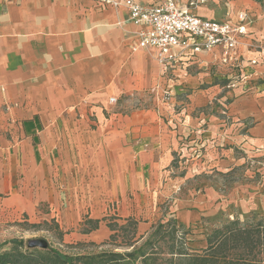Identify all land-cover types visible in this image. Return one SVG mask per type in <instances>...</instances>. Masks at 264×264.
<instances>
[{
    "label": "rangeland",
    "instance_id": "obj_1",
    "mask_svg": "<svg viewBox=\"0 0 264 264\" xmlns=\"http://www.w3.org/2000/svg\"><path fill=\"white\" fill-rule=\"evenodd\" d=\"M189 1L181 0L182 6ZM228 9L247 11L252 33L264 35V0H206L191 11L205 18L225 20ZM188 65L166 75L160 72L155 84L141 93L124 91L112 96L116 99L112 104L109 99L107 103H92L86 111L77 108V118L84 116L88 124L87 131L80 128L75 132L77 137L85 136L84 141L79 140L74 150H67L68 136L63 135L67 130L63 127L60 147L45 152L55 171L63 176L64 188L70 187L67 193L71 201L82 202L78 195H84L85 201H91L97 211L101 223L91 233L85 234L90 228L85 224L89 216L83 215L76 221L71 210L67 218H55L65 233L59 240L43 226L45 221L53 220L51 216L29 217L5 201L19 193L31 207V188L37 182L29 184L30 179H25L20 166H15L13 176L9 177L6 158L13 151L10 146L13 139L12 134L1 129L0 187H4V194L0 199V245L13 239L28 242L44 237L70 255L125 253L133 250L127 244L136 233L135 246L147 244L150 255L156 257L154 263L150 260L148 264H171L169 238L166 229L157 231L160 225L175 220L179 236L188 234L190 252H200L207 247L205 220L211 221L209 225L219 226L234 219L244 221L248 216H264V116L246 118V113L264 110V73L244 86L238 85L239 73L222 66L214 55H203L195 64ZM137 115L152 127L161 128L160 136L168 144L162 155H167L169 162L159 171L149 197L139 201L129 198L121 203L115 195L109 196L116 184L111 180L110 188L108 180L105 181L112 173L110 163L122 158L121 147L110 150L109 140L115 137L112 131H122L121 127L131 125L127 121ZM64 199L69 200L68 194ZM49 207L42 205L40 210L50 214ZM89 215L92 217L91 212ZM129 215L138 221L137 229L129 227ZM115 223L119 230L118 245L110 241L113 233L108 227ZM141 223L153 226L143 233ZM122 226L127 231H120ZM155 231L158 234L152 237ZM135 264L144 263L140 259Z\"/></svg>",
    "mask_w": 264,
    "mask_h": 264
},
{
    "label": "crops",
    "instance_id": "obj_2",
    "mask_svg": "<svg viewBox=\"0 0 264 264\" xmlns=\"http://www.w3.org/2000/svg\"><path fill=\"white\" fill-rule=\"evenodd\" d=\"M140 2L148 5L151 0ZM250 26L254 41L246 39V44L264 49L263 33L253 34ZM136 31L125 9L104 7L98 0H0V130L12 134L13 139V151L6 158L8 175L12 177L14 167L20 166L29 184L37 182L31 188V207L19 193L5 199L8 204L29 217L58 220L74 210L76 221L83 215L100 220L91 201H85L86 196L78 195L82 202L71 201L67 193L70 187L64 188L63 176L55 171L45 152L60 147L63 127L67 130L63 132L68 136L67 150L84 141L85 136L77 137L75 132L80 128L87 131L88 124L84 116L77 118V108L86 111L92 103H107L124 91L141 93L155 84L160 72L166 75L180 70L207 55L200 54L194 61L165 72L155 51L132 50ZM242 54L247 60H264L255 50L244 48ZM256 70L260 76L264 65ZM260 114L264 116V110L246 113V118ZM127 122L131 125L123 129L124 125L122 131H112L115 137L109 140V148L113 151L121 147L122 158L110 163L112 173L105 179L110 188L111 180L116 184L109 196L115 195L121 203L149 197L159 171L169 162V157L162 155L168 144L160 136L161 128L152 127L138 115ZM3 194L4 187H0V199ZM67 194L71 203L64 199ZM98 196L102 197V189ZM42 205H50V214L41 212ZM152 226L141 223L140 230L146 233Z\"/></svg>",
    "mask_w": 264,
    "mask_h": 264
},
{
    "label": "built area",
    "instance_id": "obj_3",
    "mask_svg": "<svg viewBox=\"0 0 264 264\" xmlns=\"http://www.w3.org/2000/svg\"><path fill=\"white\" fill-rule=\"evenodd\" d=\"M98 1L104 7L127 11L130 23L137 28L132 50L155 51L165 72L194 61L200 54H212L223 66L239 73L238 85L247 86L259 78L256 68L264 65V60H247L242 54L246 48L264 57L262 47L246 44V39H251L247 11L228 9L225 20H214L191 11L206 0H191L185 6L181 0H151L148 5L140 0Z\"/></svg>",
    "mask_w": 264,
    "mask_h": 264
},
{
    "label": "trees",
    "instance_id": "obj_4",
    "mask_svg": "<svg viewBox=\"0 0 264 264\" xmlns=\"http://www.w3.org/2000/svg\"><path fill=\"white\" fill-rule=\"evenodd\" d=\"M127 222L130 228L137 229L138 221L128 219ZM100 223V220L87 219L85 224L90 228L85 234L98 230ZM204 223L207 247L200 252H190L186 241L188 234L179 236L175 220L159 226L157 231L166 229L169 238L171 264H264V216L252 215L246 217L244 221L234 219L219 226L209 225L210 220H205ZM43 226L47 227L46 231L49 233L54 232L59 240L63 239L65 233L61 231L55 219L51 222L45 221ZM116 226H118L116 223L108 225L113 233L110 237L112 244H116L119 238ZM127 229L126 226H122L120 231ZM157 234L158 232L153 233L152 237ZM135 237L136 233L127 244L134 247L131 252L102 251L90 255L64 253L44 237L40 240L46 244L45 249H29L24 239H13L0 245V264H135L140 259L144 264H148L150 260L154 263L156 257L150 255L145 247L147 244L136 247L137 242H133ZM5 247L8 248L4 250Z\"/></svg>",
    "mask_w": 264,
    "mask_h": 264
},
{
    "label": "water",
    "instance_id": "obj_5",
    "mask_svg": "<svg viewBox=\"0 0 264 264\" xmlns=\"http://www.w3.org/2000/svg\"><path fill=\"white\" fill-rule=\"evenodd\" d=\"M29 249H45L46 244L40 239H33L27 242Z\"/></svg>",
    "mask_w": 264,
    "mask_h": 264
}]
</instances>
